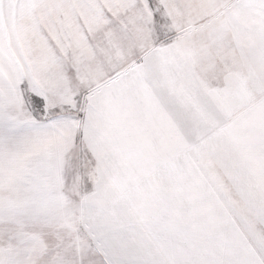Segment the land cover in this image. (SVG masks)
<instances>
[{
  "label": "snow or ice",
  "instance_id": "6c2138e0",
  "mask_svg": "<svg viewBox=\"0 0 264 264\" xmlns=\"http://www.w3.org/2000/svg\"><path fill=\"white\" fill-rule=\"evenodd\" d=\"M0 264H264V0H0Z\"/></svg>",
  "mask_w": 264,
  "mask_h": 264
}]
</instances>
